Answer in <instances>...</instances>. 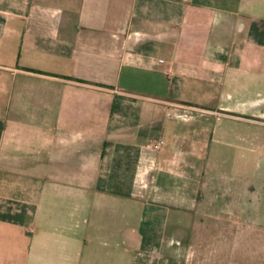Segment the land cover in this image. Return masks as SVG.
<instances>
[{"label":"crops","instance_id":"crops-1","mask_svg":"<svg viewBox=\"0 0 264 264\" xmlns=\"http://www.w3.org/2000/svg\"><path fill=\"white\" fill-rule=\"evenodd\" d=\"M262 161L264 0H0V264H259Z\"/></svg>","mask_w":264,"mask_h":264},{"label":"rangeland","instance_id":"rangeland-1","mask_svg":"<svg viewBox=\"0 0 264 264\" xmlns=\"http://www.w3.org/2000/svg\"><path fill=\"white\" fill-rule=\"evenodd\" d=\"M248 171L251 175V184H253L254 186H264V161L260 162L258 166L256 165V163L250 162L248 165ZM256 173H261L263 175L262 180L258 183L257 180L253 178ZM244 249L250 253V261L255 260L259 262V264H264V243L250 241L249 243H247V246H245ZM253 253L255 254V256L252 257ZM244 262L246 263V260H244Z\"/></svg>","mask_w":264,"mask_h":264},{"label":"built area","instance_id":"built-area-1","mask_svg":"<svg viewBox=\"0 0 264 264\" xmlns=\"http://www.w3.org/2000/svg\"><path fill=\"white\" fill-rule=\"evenodd\" d=\"M163 144H164V142H162L160 145H157L155 148L158 149V148H160V146L163 145Z\"/></svg>","mask_w":264,"mask_h":264}]
</instances>
